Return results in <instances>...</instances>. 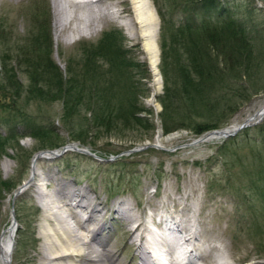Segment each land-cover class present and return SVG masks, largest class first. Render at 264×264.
<instances>
[{"label":"rangeland","instance_id":"374dc122","mask_svg":"<svg viewBox=\"0 0 264 264\" xmlns=\"http://www.w3.org/2000/svg\"><path fill=\"white\" fill-rule=\"evenodd\" d=\"M11 1L13 6H0V176L16 184L13 191L24 186L14 199L11 193L0 199V238L3 230L12 226L13 220L16 223L11 264H45L38 255L45 210L34 192L33 181L38 184L47 182L44 190L48 192L56 189V183L60 181L69 188L86 190L92 198L96 196L102 203L100 206L106 203L109 209L106 211L104 207L102 210L104 223L99 236L115 243L123 264H147L146 260L140 263L137 259L135 245L131 242V238L134 239L140 232L145 236L149 235V231L158 232L168 239L175 250L177 237L166 228L170 224L163 210L182 207L191 210L194 215L191 217L194 220L190 218L184 222L187 229L190 222L196 227L193 252L197 254V244L206 241L211 245H219L220 250L211 252L217 258V254H223L231 264H264V216L258 215L251 223L245 200L241 199L242 196H238L239 199L234 197L230 189L231 185L236 186L235 181H238L244 169L253 167L250 153L244 149L240 153L241 159L237 160L235 154L231 153L233 151H230L222 163V159L216 155L217 148L228 137L198 142L208 132L196 136L191 126L169 133H164L162 129L159 116L162 108L158 101L164 91L160 69L163 66L161 44L171 27L169 22H183L185 15L175 12L170 18L171 6L166 0H142V7L146 11L148 9L154 20L159 22L154 38H134L130 34L131 30L122 24L125 17L105 22L104 26L99 25L95 29L84 30L80 35H69L65 31V35L62 33L58 36L55 20L58 18L60 22V19L69 15L58 17L52 0ZM217 2L234 10L235 16L248 27L250 35L256 36L255 43H261L258 36L264 38V0ZM253 6L258 10L253 9ZM159 11L165 13L166 22L169 20L167 24L161 20ZM42 20L48 22L50 58L61 70V79L67 81L72 76L86 77L84 88L92 95L91 104L81 102L78 111L71 117L64 108V100L58 98L59 93H52L57 91V85L50 80L51 74L45 72L50 77L44 74L35 79L30 68L32 65L22 62V53L34 47L30 44ZM260 28V32L256 33ZM142 31L148 33L150 30L143 27ZM109 33L115 34V40L121 42L119 47L122 45L124 51L120 52L128 64L127 68L109 64L105 60L112 56L107 53L105 44L99 41ZM35 50V53H43L41 48L35 47ZM157 51L159 59L155 75L151 63ZM33 59L34 56L28 57L35 63ZM91 62L96 65L98 72L89 79L85 65ZM39 89L41 92L37 93ZM128 90L133 93L138 105L145 108L141 115L155 126L149 139L139 141L137 133L131 130L116 135L115 131L107 132L102 127L95 129L93 113L89 108L100 105L95 104L99 93L106 92L105 98L111 94L122 100L128 95ZM69 93L74 94L72 91ZM263 106L264 90H261L245 101L230 117L228 124L221 128L234 123L241 124ZM261 122H264V116L256 124ZM33 126L51 128L54 142L61 140L64 141L62 147L73 144L87 149L95 157L69 149L49 159L40 158L34 162L35 154L40 152L39 155L45 156L48 152H41L47 150L40 149L38 139L29 134ZM77 133L83 136L82 140L76 138ZM133 148L135 150L127 153ZM37 149L40 150L34 152ZM34 167L38 179L35 177L26 185L32 178ZM238 172L228 178L229 174ZM47 176L56 180H49ZM116 204L129 206L145 226L133 235L129 230L133 223L127 224L123 214L114 209ZM247 218L249 224L246 223ZM92 224L85 222L89 227ZM185 229H182V234L188 237L190 230L185 232ZM179 264L189 263L184 260L182 263L179 261Z\"/></svg>","mask_w":264,"mask_h":264},{"label":"trees","instance_id":"16d2710c","mask_svg":"<svg viewBox=\"0 0 264 264\" xmlns=\"http://www.w3.org/2000/svg\"><path fill=\"white\" fill-rule=\"evenodd\" d=\"M166 1L171 6L170 18L175 12L186 18L180 23L168 20L171 27L168 35L164 36L166 40L164 38L161 44L163 66L160 69L164 91L158 101L162 108L159 113L162 129L164 133H169L191 126L193 133L200 136L227 125L230 117L245 101L264 90V38L258 36L261 43L256 44V36L250 35L248 27L235 16L234 10L226 5L221 6L217 0ZM252 8L257 9L254 6ZM159 15L164 24H167L165 13L159 11ZM47 23L45 20L39 21L30 44L34 47L22 53V62H26L24 65H32L33 68H30L35 79L44 74L50 77L49 73L51 74L50 80L57 85V91L52 93H59L58 98L64 100V108L71 117L78 111L81 102L91 104L92 95L84 88L86 77L72 76L67 81L61 79V70L50 58L51 42ZM260 30L261 28L257 29L256 33ZM114 35L105 34L99 41L100 44H105L107 53L112 56L105 60L109 64L127 68L128 64L120 52L124 51L123 47H119L121 42L119 39L116 41ZM35 47L41 48L43 53H35ZM32 56L35 57V63L28 60ZM85 68L89 79L98 72L93 62L87 63ZM69 91L74 94L71 95ZM40 92L41 89L37 93ZM44 92L47 93L45 90ZM100 93L95 99V104L100 105L89 108L93 113L95 129L102 127L107 132L115 131L116 135L121 131L131 130L137 133L139 141L151 138L155 126L141 115L145 108L138 105L131 91L128 90V95L122 100L111 94L109 98H105L106 92ZM50 129L45 126H33L30 129L29 134L38 139L40 149L59 148L64 144L61 140L54 142L51 136L53 130ZM75 136L82 140L83 136L80 134ZM244 149L250 153L249 159L253 167L248 171L244 169L237 179L239 182L235 181L236 186L231 185L235 190L231 186L230 189L233 196H242L241 199L245 200L252 223L258 215L264 216V122L245 127L235 136L228 137L217 148L216 155L223 163V159H227L229 152L233 151L231 153L239 160ZM237 174L239 172L229 174L228 178ZM15 186L16 184L3 180L0 176V199L5 198V194L12 193ZM248 220L247 218V224Z\"/></svg>","mask_w":264,"mask_h":264},{"label":"bare ground","instance_id":"6f19581e","mask_svg":"<svg viewBox=\"0 0 264 264\" xmlns=\"http://www.w3.org/2000/svg\"><path fill=\"white\" fill-rule=\"evenodd\" d=\"M52 1L55 13L58 17L69 15L62 20L60 19V22L57 20L58 18L56 19L57 21L55 20L56 34H58V36L62 33L65 35V31H68L69 35L71 33L79 34L84 30L95 29L97 26L103 25L105 22L114 21V19L124 17L126 20H124V23L122 24L131 30L130 34L134 38H140L142 40L145 39V37L154 38L155 34L157 35L158 32L159 22L157 19L154 20L155 17H153L148 9L146 11V9L142 7L143 4H140V1L142 0ZM11 2V0H0V6L2 4L13 6ZM82 9H84V12L80 13V10L82 11ZM143 27H148L150 31L144 33L142 31ZM158 53V51L155 53L154 56L156 58L151 63L155 75L157 74ZM263 109L264 106L256 111V113ZM259 115L260 114L252 115L246 120L251 121ZM237 125V123H234L231 126L226 127L224 130L209 133L201 137L198 142H209L221 139L227 132L232 131ZM52 156L53 154L49 152L46 153L45 156H35L34 162L40 160V158L49 159ZM36 176H38V174L34 167L32 178L26 185L31 183L32 179ZM47 178L49 180L53 179L50 176H47ZM32 184L34 185L33 187H35L34 192L37 194L38 201L45 210L43 217L44 223L40 231L41 243L38 252L40 260L45 264L124 263L121 254L118 253L119 251L116 249L115 243L108 238H101L99 236L104 223L102 219V210L104 207L106 211L109 209L106 203L103 202L104 205L100 206L102 203L96 196L92 198L86 190L82 188H69L65 183H61L60 181H57V188L53 189L51 192L44 190V185H48L47 182L38 184L33 181ZM76 208H78L79 211ZM114 209L123 214L127 224L130 222L133 223L131 229H129L131 233L133 232V235L138 233V231L145 226L144 222L140 220L139 215L133 213L129 206L123 207L116 204ZM185 209L186 213H184ZM163 211L167 215V220L169 221L173 232L179 234H182V229L186 228V225H184L186 219H190L192 216L194 217V215L191 214V210L184 207L176 210L165 208ZM69 219L73 222H70ZM190 220L194 219L191 218ZM87 221L93 223L91 227L85 225V222ZM189 230L190 235L187 233L189 236L187 237L185 235L181 240L179 245L181 247L180 251H174L170 246L168 239L161 236L158 232L149 231V235L146 236L142 235V232H140V234L136 235L134 239L131 238V242L136 248L137 259L140 260V263H145L146 260L147 264H179V261L182 263L184 260H187V263L189 264H231L223 254H217L219 257L217 258L216 255L211 252L212 250H220L219 245L217 246L216 244L211 245L206 241H200L197 244L199 252L197 254L195 253L196 251L193 252L192 249L195 247L192 246L194 244L193 240L197 235H195L196 227L194 223L190 222L189 228H186L184 231L187 232ZM125 231L127 232V229ZM14 235V224L3 230L1 234L0 264H11L12 251L14 248ZM226 250L228 251V249Z\"/></svg>","mask_w":264,"mask_h":264},{"label":"water","instance_id":"95a60500","mask_svg":"<svg viewBox=\"0 0 264 264\" xmlns=\"http://www.w3.org/2000/svg\"><path fill=\"white\" fill-rule=\"evenodd\" d=\"M257 5H258V6H261L260 3H257ZM257 114H260V115L257 116L256 118H255V117H252V118H255V119H252L251 121L245 120V121L242 122L241 124H238V125L232 130V131L227 132V133L224 135L223 138H227V137H229V136L235 135V134H236L237 132H239L241 129H243V128L247 127V126H250V125H254V124H256L257 122H259V121L263 118V116H264V109H263L262 111L258 112V113L255 112V113L253 114V116H254V115H257ZM225 128H226V127H224V128H220V129H214V130H211V131L208 132V134H209V133H213V132H218V131L224 130ZM145 146H146V145H145ZM145 146H143V147H145ZM69 149L79 150V151H81V152H84V153H86V154H88V155H91V156L95 157V155H94L93 153H91L90 151H88L87 149H84V148H78V147H76V146L73 145V144H69V145H65V146H63V147L59 150V152L53 153V155H59V154H62L63 152H65V151H67V150H69ZM133 150H135V149H134V148H133V149H129V150H127V153H129V152H131V151H133ZM50 153H52V151H50ZM38 154H40V153H37L35 156L37 157ZM113 158H114V157H111L110 159H113ZM105 160H108V159H105ZM23 187H24V186L18 187V188L13 192V197H12L13 199L16 197V195H18V194L21 192V190L23 189ZM12 224H14V226H15V228H16V223H15L14 220H13Z\"/></svg>","mask_w":264,"mask_h":264}]
</instances>
